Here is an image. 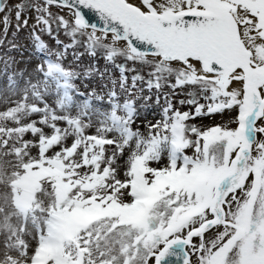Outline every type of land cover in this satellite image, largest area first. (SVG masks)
<instances>
[{
    "label": "snow or ice",
    "instance_id": "snow-or-ice-1",
    "mask_svg": "<svg viewBox=\"0 0 264 264\" xmlns=\"http://www.w3.org/2000/svg\"><path fill=\"white\" fill-rule=\"evenodd\" d=\"M0 23V264H264V0Z\"/></svg>",
    "mask_w": 264,
    "mask_h": 264
},
{
    "label": "rangeland",
    "instance_id": "rangeland-1",
    "mask_svg": "<svg viewBox=\"0 0 264 264\" xmlns=\"http://www.w3.org/2000/svg\"><path fill=\"white\" fill-rule=\"evenodd\" d=\"M14 23H15V20H14V17H13V19H12V24L14 25ZM2 28H3V25H2V23H0V30H2ZM10 36H11V28H10V30H9V38H10ZM26 43H27V42H26ZM25 55H27V53H26ZM17 58H19V56H18ZM89 62H90V61H89L87 58H85V63H89ZM97 63H98V65H99L101 68H103L104 65H105V62H104V60H103L102 58H101ZM112 71H113L116 75H118V72H116L115 69H112ZM77 84L81 87V90H83V85L80 84L79 81H77ZM149 118H151V116H149ZM141 130L143 131V127H142V126H141Z\"/></svg>",
    "mask_w": 264,
    "mask_h": 264
},
{
    "label": "water",
    "instance_id": "water-1",
    "mask_svg": "<svg viewBox=\"0 0 264 264\" xmlns=\"http://www.w3.org/2000/svg\"><path fill=\"white\" fill-rule=\"evenodd\" d=\"M88 17H89L90 19H94V17L92 16L91 13H88Z\"/></svg>",
    "mask_w": 264,
    "mask_h": 264
}]
</instances>
